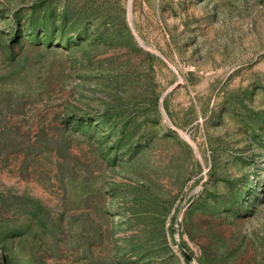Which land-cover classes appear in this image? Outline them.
Here are the masks:
<instances>
[{
  "label": "rangeland",
  "instance_id": "374dc122",
  "mask_svg": "<svg viewBox=\"0 0 264 264\" xmlns=\"http://www.w3.org/2000/svg\"><path fill=\"white\" fill-rule=\"evenodd\" d=\"M0 264H264V0H0Z\"/></svg>",
  "mask_w": 264,
  "mask_h": 264
},
{
  "label": "water",
  "instance_id": "95a60500",
  "mask_svg": "<svg viewBox=\"0 0 264 264\" xmlns=\"http://www.w3.org/2000/svg\"><path fill=\"white\" fill-rule=\"evenodd\" d=\"M182 251H184V252H185V250H184V249H182ZM185 254H186V258H187L188 260H190V261H191L193 257H192V256H190L189 254H187L186 252H185Z\"/></svg>",
  "mask_w": 264,
  "mask_h": 264
}]
</instances>
